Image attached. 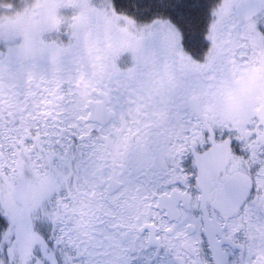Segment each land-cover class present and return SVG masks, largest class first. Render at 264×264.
<instances>
[{
  "label": "snow or ice",
  "instance_id": "6c2138e0",
  "mask_svg": "<svg viewBox=\"0 0 264 264\" xmlns=\"http://www.w3.org/2000/svg\"><path fill=\"white\" fill-rule=\"evenodd\" d=\"M13 7L0 264H264V0Z\"/></svg>",
  "mask_w": 264,
  "mask_h": 264
},
{
  "label": "flooded vegetation",
  "instance_id": "af4514ba",
  "mask_svg": "<svg viewBox=\"0 0 264 264\" xmlns=\"http://www.w3.org/2000/svg\"><path fill=\"white\" fill-rule=\"evenodd\" d=\"M56 2L61 6H70L76 4L77 0H56ZM14 0H2V3H0V22H2L5 26L9 25V23L13 20H17L19 18H22V13H17L15 11V8L13 7V11L11 13H8L7 9L11 6H13ZM60 21L58 19H52L51 24L52 26H58ZM29 24L24 25V29L27 30L29 28ZM110 31V25L107 23L100 25V32L105 37V39L102 41V47L100 48V64L98 66L99 73L101 75H104L105 73H109V69H112V72L115 71L114 65L110 64V57L114 56L117 52V48L115 45L108 43L106 40V37ZM19 35H23V31H18ZM111 74V73H109ZM256 115H259V113H255ZM248 122V117L246 114H238L237 115V126L241 129L243 128V125Z\"/></svg>",
  "mask_w": 264,
  "mask_h": 264
}]
</instances>
